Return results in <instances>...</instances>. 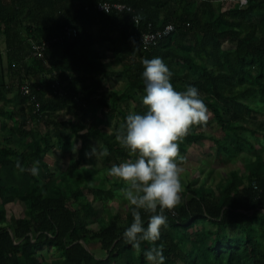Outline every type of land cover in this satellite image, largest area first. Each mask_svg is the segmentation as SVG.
<instances>
[{
  "label": "trees",
  "instance_id": "trees-1",
  "mask_svg": "<svg viewBox=\"0 0 264 264\" xmlns=\"http://www.w3.org/2000/svg\"><path fill=\"white\" fill-rule=\"evenodd\" d=\"M103 2L129 10H91ZM169 24L173 32L142 50L145 32ZM65 27L77 36L52 43ZM43 42L35 58L34 46ZM154 57L169 67L177 91L195 86L212 115L206 126L192 128L181 155L213 127L237 138L232 156L246 152L243 170L214 187L184 184L156 242L164 264H264V0H0V264H148L144 252L153 245L136 250L123 239L133 217L108 169L129 159L115 134L129 113L147 111L142 61ZM34 76L38 82L30 81ZM120 81L122 91L108 90ZM25 83L38 110L21 92ZM68 105L79 121L58 119ZM93 147L108 150L99 156L102 167L89 155ZM55 153L73 158L59 174L46 163ZM37 160V176L16 168L17 161L31 168ZM114 200L127 204L123 218L110 207ZM16 202L25 213L8 218L7 206ZM141 215L146 227L148 214ZM45 250L55 258L48 260Z\"/></svg>",
  "mask_w": 264,
  "mask_h": 264
},
{
  "label": "clouds",
  "instance_id": "clouds-1",
  "mask_svg": "<svg viewBox=\"0 0 264 264\" xmlns=\"http://www.w3.org/2000/svg\"><path fill=\"white\" fill-rule=\"evenodd\" d=\"M142 64L146 93L142 103L147 111L129 113L126 123L116 132L115 139L129 159L113 164L108 175L126 185L123 199L130 207L133 222L125 229L123 239L136 250L142 243H150L153 246L144 252L148 264H164L163 248L156 242L162 230L169 227L165 211L174 210L182 199L185 158L179 146L194 126L207 125L210 114L195 86L189 85L182 92L174 88L173 74L161 57L144 59ZM100 154L107 155L108 150L105 148ZM89 155L97 156L96 147ZM39 164L37 160L31 168H24L17 161L16 168L37 176ZM141 210L148 214L146 227Z\"/></svg>",
  "mask_w": 264,
  "mask_h": 264
},
{
  "label": "rangeland",
  "instance_id": "rangeland-1",
  "mask_svg": "<svg viewBox=\"0 0 264 264\" xmlns=\"http://www.w3.org/2000/svg\"><path fill=\"white\" fill-rule=\"evenodd\" d=\"M259 99H257L258 101ZM255 102V100H254ZM210 114V113H209ZM263 119L264 116L262 115ZM212 118V115L210 114V118ZM103 130L110 133L112 130H114L113 127L111 128H104L103 125L100 126ZM249 128L253 129V127L250 125ZM206 135L208 137L207 140L203 141L200 146H197L195 148H190L188 150V154L185 156V159L183 161L182 167H184L185 171L182 174V187L184 184L191 183L193 186H199V185H209L215 184L219 181L220 175L229 169L235 168V165L227 164L224 166H220L221 162L217 161L216 155V149L217 147H228V150L225 148L221 149V155L231 157V149L234 142H236L237 138L231 131H218L215 127L212 129L206 130ZM250 141L253 143L254 140L250 139ZM240 143V142H239ZM256 145V143H254ZM241 149L247 150V145L245 142L240 143ZM79 148V142L76 145V150L72 153V157L76 158L78 153L77 150ZM224 149V150H223ZM230 154H229V153ZM60 153V152H59ZM59 153L50 154L47 156L46 163L48 167L51 169V171L54 174H59L60 171H64L66 166L70 164V160L73 158H69V156L65 158H61L59 156ZM231 155V156H230ZM245 156V155H244ZM240 157V153L236 154V158ZM93 163L96 167H102V161L99 157V154L97 153V156L92 157ZM88 168V165H87ZM207 171V172H206ZM206 174V175H205ZM211 179V181H210ZM117 188L121 189L126 186L124 182L118 181ZM205 185V186H206ZM108 186V185H106ZM184 188V187H183ZM183 191L181 193V197L183 196ZM90 200H92V197H89ZM185 199H188L185 196ZM94 205H97L96 203H93ZM110 207H112L113 211L116 212L121 218L124 217L127 209V204L125 202H122L120 200H114V202L109 204ZM108 207V206H107ZM25 213V209L22 203L16 202L14 204L7 206V217H14L17 218L19 216H23ZM92 229H98L99 225H93L91 226ZM96 255L98 254L97 251H93ZM43 254L48 260H52L55 258V255L52 250H45L43 251Z\"/></svg>",
  "mask_w": 264,
  "mask_h": 264
},
{
  "label": "built area",
  "instance_id": "built-area-1",
  "mask_svg": "<svg viewBox=\"0 0 264 264\" xmlns=\"http://www.w3.org/2000/svg\"><path fill=\"white\" fill-rule=\"evenodd\" d=\"M241 3H245V0H241ZM91 10H93L94 12H97V13L108 14L112 11H116V12L128 11L129 8L126 7L125 5L121 4V3L103 2V3L94 4L91 7ZM136 23H137V21H136ZM173 31H174V26L169 24V25H166L165 27H163L159 30H149V31L145 32L141 37L142 50L146 51L149 48L155 46L159 39L168 36ZM76 36H77V30L74 27H65L63 29V31L61 32V34H59L57 37H55L52 40V43L69 42L72 39H74ZM47 45L48 44L46 42H43L40 45L34 46L33 56L35 58H41L43 51L47 47ZM54 89H55L54 94H58L59 82H56ZM21 92L23 95L30 96V90H29L27 83H25L21 86ZM30 97H31V102H34L35 110H38L39 104L35 102L33 96H30Z\"/></svg>",
  "mask_w": 264,
  "mask_h": 264
},
{
  "label": "crops",
  "instance_id": "crops-1",
  "mask_svg": "<svg viewBox=\"0 0 264 264\" xmlns=\"http://www.w3.org/2000/svg\"><path fill=\"white\" fill-rule=\"evenodd\" d=\"M2 51L4 52V48H3V45H2ZM106 54H107V58H106V60L109 62V61H112V59H111V57H112V55L109 53V52H106ZM5 69H6V66H5ZM113 70H115V71H119L120 70V67H118V66H114L113 67ZM39 77H36V76H34V77H31L30 78V81L31 82H38L39 81ZM9 80H11V79H9ZM10 82V81H9ZM14 82V81H13ZM124 87H125V83L124 82H118V83H112L111 85H110V87H109V91H112V90H119V91H122L123 89H124ZM72 105H68L67 107H66V109L64 110V111H62V112H59V113H57L56 115H57V117H58V119L59 120H62V121H66V122H70V123H75V122H77V121H79V119H81L82 118V115L79 113H76L75 112V108H73V107H71ZM86 122H88V119H87V121ZM114 123H115V119L114 120H111V121H109L108 122V125H110V126H113L114 125ZM104 126V125H103ZM107 128H111V127H107ZM113 131V130H112ZM111 131V132H112ZM110 132V133H111ZM252 138H255V137H252ZM256 146V148H258V146H257V144L255 145ZM220 148H225L226 150H228V147L226 148V147H220ZM224 150V149H223ZM232 150V149H231ZM244 151V150H243ZM244 153H246V152H243V153H240V157H238V158H236V155L235 156H231V157H225V156H223V155H221L220 154V157L218 158V156L216 155V157H217V161H219V162H221V164H220V166H224V165H227L228 163L229 164H232V165H235V168H232V169H229V170H226V171H224L220 176V179H219V183L220 182H223L226 178H227V176L231 173V172H233V171H236V170H243L242 169V167H243V165L245 164V162H246V155L244 154ZM245 155V156H244ZM99 156H100V154H99ZM207 172V171H206ZM206 175V174H205ZM210 181H211V179H210ZM217 182V183H218ZM217 183H215V184H209V185H206V186H210V187H214Z\"/></svg>",
  "mask_w": 264,
  "mask_h": 264
},
{
  "label": "water",
  "instance_id": "water-1",
  "mask_svg": "<svg viewBox=\"0 0 264 264\" xmlns=\"http://www.w3.org/2000/svg\"><path fill=\"white\" fill-rule=\"evenodd\" d=\"M81 243L83 244V246L85 247V249H88L87 246L83 242H81Z\"/></svg>",
  "mask_w": 264,
  "mask_h": 264
}]
</instances>
